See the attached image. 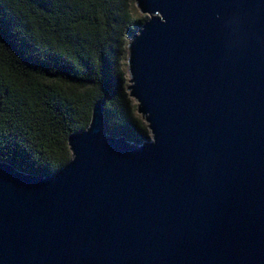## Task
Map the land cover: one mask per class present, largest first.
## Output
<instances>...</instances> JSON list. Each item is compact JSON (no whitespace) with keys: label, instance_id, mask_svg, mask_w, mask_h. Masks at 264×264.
I'll return each mask as SVG.
<instances>
[{"label":"water","instance_id":"obj_1","mask_svg":"<svg viewBox=\"0 0 264 264\" xmlns=\"http://www.w3.org/2000/svg\"><path fill=\"white\" fill-rule=\"evenodd\" d=\"M136 4L149 137L108 133L98 101L60 170L0 162V264H264V0Z\"/></svg>","mask_w":264,"mask_h":264},{"label":"trees","instance_id":"obj_2","mask_svg":"<svg viewBox=\"0 0 264 264\" xmlns=\"http://www.w3.org/2000/svg\"><path fill=\"white\" fill-rule=\"evenodd\" d=\"M137 0H0V162L45 176L72 158L69 136L104 102L107 131L149 137L128 92Z\"/></svg>","mask_w":264,"mask_h":264},{"label":"rangeland","instance_id":"obj_3","mask_svg":"<svg viewBox=\"0 0 264 264\" xmlns=\"http://www.w3.org/2000/svg\"><path fill=\"white\" fill-rule=\"evenodd\" d=\"M142 15L147 17V15H144V14H142ZM125 74H126V77H127V80H128V84H129V76H128L127 67H125ZM133 100H134V99H133ZM134 102H135V104H136V101H135V100H134Z\"/></svg>","mask_w":264,"mask_h":264}]
</instances>
